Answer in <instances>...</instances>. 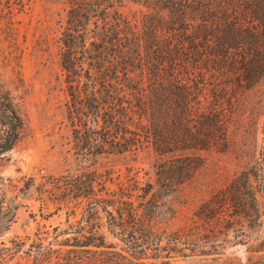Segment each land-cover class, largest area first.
Instances as JSON below:
<instances>
[{"label": "trees", "instance_id": "1", "mask_svg": "<svg viewBox=\"0 0 264 264\" xmlns=\"http://www.w3.org/2000/svg\"><path fill=\"white\" fill-rule=\"evenodd\" d=\"M66 4L58 55L75 145L86 160L104 153L154 156L152 181H140L130 169L123 178L84 171L67 180L66 202L93 198L130 255L103 257L102 264H169L175 256L264 264V121L259 139L249 143L264 118V0ZM128 5L134 8L124 12ZM23 123L0 77V159ZM235 131L242 135L244 166L206 176L207 154L228 151ZM202 184L208 195L183 225L170 228L171 199L182 202ZM99 238L96 246L105 248ZM67 240L87 245L77 236ZM228 247L245 254L222 258Z\"/></svg>", "mask_w": 264, "mask_h": 264}, {"label": "rangeland", "instance_id": "2", "mask_svg": "<svg viewBox=\"0 0 264 264\" xmlns=\"http://www.w3.org/2000/svg\"><path fill=\"white\" fill-rule=\"evenodd\" d=\"M7 3L13 11L6 8ZM3 6L0 77L16 98L24 123L15 145L0 159V264H102L103 257L130 258L109 233L106 216L93 198H73L70 205L67 203V180L84 171H107L123 178L130 169L140 181H152L154 156L104 153L86 160L75 145V128L64 107L68 97L58 51L66 0H4ZM133 8L128 5L122 10ZM263 121L261 117L258 128L252 127L249 143L259 139ZM240 146L242 135L235 131L228 151L208 153L206 176L242 168L247 157ZM209 188L202 184L182 202L171 199L176 217L170 228L188 220ZM100 235L105 248L96 246ZM74 236L82 241L79 244L87 245L71 246L76 242L67 239ZM222 252V258L245 254L242 247H228ZM133 262L122 260L120 264H147L145 259ZM203 262L197 257L175 256L169 264Z\"/></svg>", "mask_w": 264, "mask_h": 264}]
</instances>
